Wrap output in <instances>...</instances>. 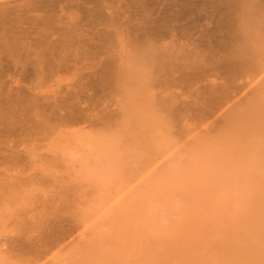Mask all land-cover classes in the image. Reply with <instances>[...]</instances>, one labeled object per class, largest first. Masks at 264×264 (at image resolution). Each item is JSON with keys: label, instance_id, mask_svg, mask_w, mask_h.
I'll return each mask as SVG.
<instances>
[{"label": "rangeland", "instance_id": "1", "mask_svg": "<svg viewBox=\"0 0 264 264\" xmlns=\"http://www.w3.org/2000/svg\"><path fill=\"white\" fill-rule=\"evenodd\" d=\"M43 1L53 51L0 43V264H264V0Z\"/></svg>", "mask_w": 264, "mask_h": 264}, {"label": "bare ground", "instance_id": "2", "mask_svg": "<svg viewBox=\"0 0 264 264\" xmlns=\"http://www.w3.org/2000/svg\"><path fill=\"white\" fill-rule=\"evenodd\" d=\"M6 1V0H5ZM12 1V0H11ZM36 1H38L40 4H41V2L43 1H41V0H36ZM36 1H31V3H24L23 5H19V4H10L11 2H5V3H0V43L1 44H4V46H5V48L7 47V49L8 50H12V51H14L15 49L17 50V48L20 50V47L21 46H24L23 47V49H21L20 51H25L26 53H30V52H32L33 51V53L35 52V54H37L38 52L39 53H41V55H45V53H43L44 51H46V50H48V49H51L49 46L50 45H52L53 43H54V41H51V44H50V40H47V37H49V35L48 34H50V33H48L49 32V30H48V26H51L52 25V27H54L53 26V24H56L57 25V21H56V23L54 22L55 21V18L52 20V18H53V14H51V9H48V7L47 8H45L44 10H45V14H43V16H40V17H36V18H32V17H29L30 15H28V12L30 11V10H32L34 7V5H35V7H37L36 5H38V4H35V2ZM41 1V2H40ZM95 1V0H94ZM106 1V0H105ZM115 1H117V0H115ZM150 1V0H149ZM152 1H155V0H152ZM158 1V0H157ZM163 1H165V0H163ZM169 1V0H168ZM168 1H166V2H168ZM207 1V0H206ZM240 1V0H239ZM253 1V0H252ZM256 1V0H255ZM24 2H26V1H24ZM29 2V1H28ZM44 2V1H43ZM42 2V3H43ZM45 2H46V4L49 2V0H45ZM138 2V1H137ZM156 2V1H155ZM154 2V3H155ZM165 2V3H166ZM173 2V1H172ZM194 2V1H193ZM209 2H211V1H209ZM222 2V1H221ZM226 2H227V0H226ZM234 2V1H233ZM13 3V2H12ZM109 3V2H108ZM161 3V2H160ZM190 3V2H189ZM230 3V2H229ZM235 3V2H234ZM239 3V2H238ZM95 4H97L96 2H95ZM110 4V3H109ZM123 4H126V3H123ZM147 4H148V1H147ZM146 4V5H147ZM158 4V3H157ZM168 4V3H167ZM176 4V3H175ZM186 4H188L187 2L186 3H184V5H186ZM210 4H212V3H210ZM231 4V3H230ZM256 4H258V3H256ZM8 5H12V7H7ZM17 5V6H16ZM45 5V4H44ZM106 5V4H105ZM120 5V4H119ZM122 5V4H121ZM150 5V4H149ZM163 5H165V4H163ZM178 5V4H177ZM182 5V4H181ZM180 5V6H181ZM188 5H190V4H188ZM232 5V4H231ZM39 6V5H38ZM41 6V5H40ZM43 6V5H42ZM129 6V5H128ZM148 6V5H147ZM167 6V5H166ZM170 6H172V5H170ZM207 6V5H206ZM33 7V8H32ZM93 7V6H92ZM107 7V6H106ZM122 7H123V5H122ZM143 7V6H142ZM174 7H176L175 5H174ZM201 7V6H200ZM228 7H230V5L228 6ZM234 7H237V4L234 6ZM234 7H232V8H234ZM39 7H37V9H38ZM50 8H51V6H50ZM105 8V7H104ZM124 8H126V6L124 7ZM134 8V7H133ZM161 8V7H160ZM190 8H191V6H190ZM207 8V7H206ZM35 9V8H34ZM40 9H42V8H40ZM47 9H48V11H47ZM189 9V8H188ZM204 9V8H203ZM91 10V9H90ZM109 10V9H108ZM116 10H118V9H116ZM115 10V11H116ZM134 10V9H133ZM152 10V9H151ZM185 10V9H184ZM190 10V9H189ZM253 10V9H252ZM110 11V10H109ZM135 11L137 12V10L135 9ZM249 11V10H248ZM251 11V10H250ZM255 11V10H254ZM253 11V12H254ZM44 12V11H43ZM53 12V11H52ZM90 12V11H89ZM92 12V11H91ZM95 12L96 11H94L93 13L95 14ZM139 13V12H138ZM146 13V12H145ZM177 13V12H176ZM192 13V12H191ZM100 14V13H99ZM98 14V15H99ZM150 14V13H149ZM102 15V14H101ZM137 15V14H136ZM198 15V14H197ZM249 14H247L246 16H248ZM106 16V15H105ZM143 16V15H142ZM145 16H148V14L147 15H145ZM178 16V15H177ZM208 16V15H207ZM254 16V15H253ZM56 17V16H55ZM104 17V16H103ZM112 18H113V16H111ZM150 17V16H149ZM194 17H195V15H194ZM199 17V16H198ZM252 17V16H251ZM105 18V17H104ZM137 18V17H136ZM231 18V17H230ZM246 18V17H245ZM156 19V18H155ZM191 19H193V18H191ZM218 19H219V17H218ZM246 19H250V17L249 18H246ZM251 19H255V18H251ZM250 19V20H251ZM57 20V19H56ZM115 20H116V18H115ZM169 20V19H168ZM194 20V19H193ZM198 20V19H197ZM220 20V19H219ZM256 20V19H255ZM96 21V20H95ZM117 22L118 21H121V20H116ZM125 21H127V20H125ZM138 21V20H137ZM187 21H189L188 19H187ZM52 22H54L53 24H51L50 25V23H52ZM61 22V21H60ZM60 22L58 21V24H60ZM183 21H181V23H182ZM228 22V21H227ZM252 22V21H251ZM23 23H25V24H27L28 26H30L31 25V30H32V28H35V31L33 30V33L30 31V33L28 32V33H25L26 31H28V30H26V29H24V30H22V28H24V27H22V25L24 26L25 24H23ZM93 24H94V22H92ZM106 23V22H105ZM112 23V22H111ZM129 23H131V22H129ZM174 23H176L175 21H174ZM180 23V24H181ZM189 23H191V22H189ZM229 23V22H228ZM70 24V23H69ZM91 24V23H90ZM97 24V23H96ZM123 24V23H122ZM132 24V23H131ZM199 24V23H198ZM26 25V26H27ZM55 25V26H56ZM62 25H64V24H62ZM66 25V24H65ZM75 25H77V24H74V26ZM89 25V24H88ZM106 25H109L110 26V24H106ZM119 25V24H118ZM127 25V24H126ZM132 25H134V24H132ZM136 25V24H135ZM58 26V25H57ZM74 26H71V28H73ZM174 26V25H173ZM182 26V25H181ZM252 26V25H251ZM70 27V26H69ZM107 27V26H106ZM127 27V26H126ZM132 27V26H131ZM136 27V26H135ZM38 28V29H37ZM115 28V27H114ZM129 28V27H128ZM134 28V27H133ZM137 28V27H136ZM168 28V27H167ZM183 28V27H182ZM27 29H29V28H27ZM37 29V30H36ZM75 29V28H74ZM112 29V28H111ZM24 31V32H22V31ZM26 30V31H25ZM108 30H110L109 28L107 29V31ZM133 30H135V28L133 29ZM182 30V29H181ZM227 30H229V29H227ZM232 30V29H231ZM38 31V32H37ZM77 30H75V32H76ZM115 31H116V29H115ZM147 30H145V32H146ZM171 32L173 31H176V30H170ZM183 31V30H182ZM201 31V30H200ZM65 32V31H64ZM70 32V31H69ZM91 32V31H90ZM109 32V31H108ZM121 32V31H120ZM122 32H124L125 33V31H122ZM138 32H139V30H138ZM172 32V33H173ZM194 32H195V30H194ZM193 32V33H194ZM197 32H198V30H196V34H197ZM48 33V34H47ZM53 33V32H52ZM55 33V32H54ZM79 33V32H78ZM103 33V32H102ZM105 33V32H104ZM132 33V32H131ZM143 33V32H142ZM175 33V32H174ZM229 33V32H228ZM231 33V32H230ZM235 33V32H234ZM31 34V35H30ZM57 34V36H58V33H56ZM97 34V33H96ZM113 34H114V32H113ZM135 34V33H134ZM134 34H133V36H134ZM138 34V33H137ZM195 34V33H194ZM193 34V35H194ZM203 34H205V32L203 33ZM232 34V33H231ZM48 35V36H47ZM62 35V34H61ZM121 35V34H120ZM131 35V34H130ZM139 35V34H138ZM158 36H159V34H157ZM171 35V34H170ZM174 35V34H173ZM177 35V34H176ZM188 35V34H187ZM186 35V36H187ZM211 35V34H210ZM51 36V35H50ZM128 36V35H127ZM148 36V35H147ZM147 36H145V38L147 37ZM155 36V35H154ZM183 36H184V34H183ZM195 36V35H194ZM201 36V35H200ZM230 36V35H229ZM81 37V36H80ZM98 37V36H97ZM102 37V36H101ZM120 37V36H119ZM124 37V35L121 37L122 39H124L123 38ZM130 37V36H129ZM143 37V36H142ZM166 37V36H165ZM171 37V36H170ZM173 37V36H172ZM176 37V36H175ZM258 37V36H257ZM260 37V36H259ZM115 38H116V36H115ZM137 38V37H136ZM155 38V37H154ZM162 38H164V36H162ZM167 38H168V36H167ZM186 38L187 37H185V40H186ZM25 39H31V40H28L29 42L30 41H32V43H34V45L35 46H37V48H38V50H37V48L35 47V46H33V47H35V48H32L30 45H31V43H30V45H28V44H26L27 42V40L25 41ZM65 38H63V40H64ZM90 39V38H89ZM149 39H150V37H149ZM160 39V38H159ZM159 39H157V40H159ZM166 39V38H165ZM164 39V40H165ZM179 39H182L181 37L179 38ZM202 39V38H201ZM229 39V38H228ZM232 39V38H231ZM234 39V38H233ZM259 39H261V38H259ZM62 40V41H63ZM75 40V39H74ZM116 41H118V39L116 38L115 39ZM141 40H143V39H141ZM147 40V39H146ZM155 40V39H154ZM153 40V41H154ZM156 40V41H157ZM168 40V39H167ZM170 40H172V39H170ZM196 40V39H195ZM205 40V39H204ZM223 40V39H222ZM48 41V42H47ZM69 41H72V39L71 40H69ZM77 41V40H76ZM137 41V40H136ZM135 41V42H136ZM148 41V40H147ZM150 41V40H149ZM163 40L161 39L159 42H162ZM175 41V40H174ZM199 41V40H198ZM21 42L24 44H21ZM53 42V43H52ZM61 42V41H60ZM125 42V41H124ZM140 42V41H139ZM143 42V41H142ZM151 42V41H150ZM192 42H194V41H192ZM204 42V41H203ZM220 42H221V40H220ZM224 42H225V40H224ZM62 43V42H61ZM73 43V42H72ZM72 43H70V44H72ZM117 43V42H116ZM115 43V44H116ZM165 43V42H164ZM170 43V42H169ZM195 43V42H194ZM225 43H227V42H225ZM232 43V42H231ZM25 44H26V46H25ZM49 44V45H48ZM54 44H56V43H54ZM67 44V43H66ZM119 44V43H118ZM122 44V43H121ZM121 44H119V46H121ZM146 44V43H145ZM155 44H156V42H155ZM187 44H189V43H187ZM198 44H200V43H198ZM58 45V44H57ZM94 45V44H93ZM100 45H102V44H100ZM165 45V44H164ZM171 45V44H170ZM227 45V44H226ZM232 45H234V44H232ZM1 46V45H0ZM3 46V45H2ZM3 46V47H4ZM28 46V47H27ZM53 46V45H52ZM61 46V45H60ZM107 46V45H106ZM123 46V45H122ZM152 46H154V45H152ZM174 46V45H173ZM206 46H208V43H207V45H205V47ZM25 47H27V48H25ZM77 47H79V46H77ZM108 47V46H107ZM123 47H126L125 45L123 46ZM139 47H140V45H139ZM201 47H202V45H201ZM22 48V47H21ZM53 48H54V46L52 47V51H53ZM80 49H82V47H79ZM78 48V49H79ZM98 48V47H97ZM129 48V47H128ZM148 48V47H147ZM164 48V47H163ZM167 48V47H166ZM194 49L195 48H197L196 46L195 47H193ZM237 48V47H236ZM2 48H0V52L2 51L3 52V50L4 49H2ZM36 49V50H35ZM57 49V48H56ZM102 49V48H101ZM104 49V48H103ZM110 49V48H109ZM135 49H137V48H133L132 50H135ZM150 49V48H149ZM148 49V50H149ZM152 50H153V48H151ZM165 49V48H164ZM231 49V48H230ZM8 50L7 51H5V52H8ZM15 50V51H16ZM58 50V49H57ZM147 50V49H146ZM151 50V51H152ZM192 51H193V49H191ZM212 50V49H211ZM229 50V49H228ZM49 51V50H48ZM56 51V50H55ZM78 51V50H77ZM80 51V50H79ZM109 51V50H108ZM128 51L130 52L131 50H130V48L128 49ZM140 51H144V50H140ZM160 51H161V48H160ZM169 51V50H168ZM177 51H178V49H177ZM195 51V50H194ZM218 51V50H217ZM216 51V52H217ZM237 51H238V49H237ZM244 52H246L245 50H243ZM249 51V50H248ZM247 51V52H248ZM5 52L4 53H2V54H5ZM19 52V51H18ZM60 52V51H59ZM134 52V51H133ZM146 52V51H145ZM144 52V53H145ZM240 52H242V51H238V53H240ZM14 54H16L17 52H13ZM21 54H22V52H20ZM32 53V54H33ZM43 53V54H42ZM53 53H55V52H53ZM134 53H139V52H134ZM150 53V52H149ZM151 53H153V52H151ZM173 53H175V52H173ZM235 53V52H234ZM14 54H13V56H14ZM25 54V53H24ZM23 54V55H24ZM34 54V55H35ZM155 54V53H154ZM160 54H162L161 52H160ZM178 54V53H177ZM229 54H231L230 56H232V53H229ZM1 55V54H0ZM10 55V54H9ZM17 55V54H16ZM19 55V54H18ZM38 55V54H37ZM58 55V54H57ZM142 55V54H141ZM148 55V54H147ZM153 55V54H152ZM159 55V54H158ZM164 55H166V54H164ZM237 55V54H236ZM240 55L241 54H239V56L238 57H240ZM36 56V55H35ZM60 56V55H59ZM127 56V55H126ZM143 56H146V54L144 55L143 54ZM150 55H148L147 57H149ZM155 56V55H154ZM8 57V56H7ZM33 57V56H32ZM39 57V56H38ZM38 57H36L37 59H39V60H41L42 61V59H40V57L38 58ZM42 57V56H41ZM50 57V56H49ZM52 57H55L54 55L52 56ZM168 57H170V60H172L171 59V57H173V56H168ZM10 58V57H9ZM44 58V57H43ZM46 58V57H45ZM59 58V57H58ZM110 58V57H109ZM127 58V57H126ZM132 58H133V56H132ZM150 59L151 58H153L152 56L151 57H149ZM166 58V57H165ZM210 58H211V56H210ZM242 58V55H241V57L239 58L240 60H241V62H243L242 60L243 59H241ZM14 59V58H13ZM22 59V58H21ZM35 59V58H34ZM148 59V58H147ZM154 59H155V57H154ZM154 59H152V60H154ZM167 59V58H166ZM212 59V58H211ZM230 59V58H229ZM232 59H233V57H232ZM231 59V60H232ZM239 59H237V61H240ZM12 60V59H11ZM10 60V61H11ZM44 60V59H43ZM48 60V59H47ZM61 60V59H60ZM124 60V59H123ZM133 60H134V58H133ZM218 60H220V59H218ZM225 60H228V59H225ZM13 61H15V60H13ZM22 61V60H21ZM37 60H35V62H36ZM131 61V60H130ZM155 61H156V59H155ZM175 61V60H174ZM216 61V60H215ZM233 61H235V59H233L232 61H227V62H232L231 64L233 65ZM235 62L234 64H236V63H238V62ZM26 62V61H25ZM40 61H38V62H36V63H39ZM50 62H52L51 60H50ZM59 62V61H58ZM64 62V61H63ZM139 62H140V60H139ZM139 62H136V65H138L139 64ZM150 62V61H149ZM41 63V62H40ZM45 63V62H44ZM60 63V62H59ZM109 63V62H108ZM152 62H150L149 63V65H147V66H149L150 67V64H151ZM172 63H174V62H172ZM215 63H217V62H215ZM223 63H225V62H223ZM222 63V64H223ZM245 63V62H244ZM15 64V63H14ZM20 64V63H19ZM25 64V63H24ZM29 64V63H28ZM32 64V63H31ZM48 64H50V63H48ZM55 64V63H54ZM121 64V63H120ZM147 64V63H146ZM146 64H144V65H146ZM177 64H178V62H177ZM230 64V65H231ZM240 63H238V65H239ZM53 65V64H52ZM56 65V64H55ZM130 65V64H129ZM131 65H133V64H131ZM144 65H142V66H144ZM170 65H172V64H170ZM188 65V64H187ZM193 65H195L194 63H193ZM202 65V64H201ZM225 65H227V64H225ZM243 65H245V64H240V66L239 67H241V66H243ZM19 66V65H18ZM34 66V65H33ZM33 66H32V68H33ZM42 66H45V64H43ZM40 67V68H44V67ZM108 66H111V65H108ZM127 66V64L124 66V67H126ZM153 66V65H152ZM191 66V65H190ZM200 66V65H199ZM212 66V65H211ZM210 66V67H211ZM221 66V65H220ZM46 67V66H45ZM145 67V66H144ZM153 67H155V66H153ZM188 66H186V68H187ZM192 67H194V66H192ZM233 67H235V66H233ZM238 67V66H237ZM37 68V67H36ZM128 68H133V67H131V66H129ZM138 68V67H137ZM141 68V67H140ZM177 68H178V66H177ZM190 68V67H189ZM195 68H197V67H195ZM202 68V67H201ZM216 67H214V69H215ZM236 68V67H235ZM242 68H244V66L243 67H241V70H242ZM23 69V68H22ZM104 69V68H103ZM107 69V68H106ZM124 69V68H123ZM135 69V68H134ZM134 69H132V71L134 70ZM234 69V68H233ZM41 70V69H40ZM109 70H110V68H109ZM128 70V69H127ZM126 70V71H127ZM139 70H143V68L142 69H139ZM138 70V71H139ZM202 70V69H201ZM204 70V69H203ZM220 70V69H219ZM238 70V69H237ZM241 70H239V71H241ZM244 70V69H243ZM54 71V70H53ZM101 71H103V70H101ZM192 71V70H191ZM200 71V70H199ZM218 71V70H217ZM236 71V70H235ZM121 72V71H120ZM143 72V71H142ZM238 72V71H237ZM34 73V72H33ZM36 73V72H35ZM101 73V72H100ZM132 73V72H131ZM144 73V72H143ZM231 73V72H230ZM102 74V73H101ZM105 74H107V72L105 73ZM125 74H128V76L130 77L131 75H133V74H130L129 72L128 73H125ZM130 74V75H129ZM145 74V73H144ZM148 74V73H147ZM147 74H145V75H147ZM219 74V73H218ZM234 74V73H233ZM238 74H240V72L238 73ZM122 75V74H121ZM136 75H138L139 76V73H136ZM142 75L143 74H141V76H139V77H142ZM151 75V74H150ZM45 76V75H44ZM99 76H101V75H99ZM107 76V75H106ZM148 76V75H147ZM95 77V76H94ZM105 77V76H104ZM145 77V76H144ZM144 77H142V78H144ZM230 77H231V75H230ZM230 77H228V79L230 78ZM236 77V76H235ZM34 78V77H33ZM100 78V77H99ZM113 78V77H112ZM125 78V77H124ZM150 78V77H149ZM40 79H42V78H40ZM103 79V78H102ZM122 79V78H121ZM130 79V78H129ZM135 79H137L138 80V78H137V76H136V78ZM139 79H141V78H139ZM39 80V79H38ZM113 80V79H112ZM123 80V79H122ZM122 80H119L118 81V83H121V81ZM125 80V79H124ZM126 81H128V78L126 79ZM126 81L125 82H122V83H126ZM134 81V80H133ZM146 81V80H145ZM151 81H154V79H152ZM35 82H36V79H35ZM104 82V81H103ZM102 82V83H103ZM111 83V82H110ZM115 83V82H114ZM128 83V82H127ZM116 84V83H115ZM129 84V83H128ZM224 84V83H223ZM36 85V84H35ZM109 85V84H108ZM119 85V84H118ZM117 85V86H118ZM144 85V84H143ZM177 85V84H176ZM104 86V85H103ZM121 86V85H120ZM122 88H124L125 86H124V84H122ZM127 87H130L129 85H126ZM223 86V85H222ZM105 87V86H104ZM224 87V86H223ZM228 87V86H227ZM30 88H33V87H30ZM35 88V87H34ZM128 89V88H127ZM227 89V88H226ZM150 91H148V92H151L152 93V91H151V89H149ZM147 92V91H146ZM224 92V94H225V91H222V93ZM27 94V93H26ZM25 94V95H26ZM34 94V93H33ZM37 94V93H36ZM41 94V93H40ZM148 94V93H147ZM228 94H231V93H229L228 92ZM149 96H151L150 94H148ZM157 95V94H156ZM225 95H227V94H225ZM222 96V95H221ZM232 96V95H231ZM19 97V96H18ZM22 97V96H21ZM38 98H40V97H38ZM157 98H159V96L157 97ZM21 99H23V97L21 98ZM19 100V99H18ZM25 100V99H24ZM28 100V99H27ZM31 101H32V99H30ZM34 100V99H33ZM135 100V99H134ZM151 100V99H150ZM223 100V99H222ZM8 101V100H7ZM12 101V100H11ZM153 101V100H152ZM19 102V101H18ZM22 102V101H21ZM20 102V103H21ZM10 103V102H9ZM9 103H7V104H9ZM30 103V102H29ZM34 104L36 103V102H33ZM142 104H143V102H141ZM2 104V103H1ZM39 104V103H38ZM38 104H36V105H38ZM41 104L43 105V102H41ZM141 104V105H142ZM146 104H147V102H146ZM145 104V105H146ZM17 105V104H16ZM21 105V104H20ZM30 105V104H29ZM140 105V106H141ZM152 105V104H151ZM155 105V104H154ZM18 106V105H17ZM24 106V105H23ZM22 106V107H23ZM153 106V105H152ZM2 107H4V106H2L1 105V108ZM7 107V106H6ZM12 107V106H11ZM39 107V106H38ZM44 107V106H43ZM141 107H144V106H141ZM52 108H53V106H52ZM7 109V108H6ZM13 109V108H12ZM150 109V108H149ZM14 110V109H13ZM141 110V109H140ZM142 110H144V108L142 109ZM151 110V109H150ZM6 112V111H5ZM13 112V111H12ZM24 112H25V110H24ZM145 112V111H144ZM151 112H152V110H151ZM35 113V112H34ZM45 113V112H44ZM146 113V112H145ZM154 113V112H153ZM29 114L31 115L32 113H30L29 112ZM152 114V113H151ZM35 115V114H34ZM11 116V115H10ZM14 117V116H13ZM27 117V116H26ZM41 117H44V115L43 116H41ZM148 117V116H147ZM151 117H153V116H151ZM155 117V116H154ZM48 118V117H47ZM23 119V118H22ZM41 119H44V118H40L39 119V123H43L44 124V122H42L41 121ZM44 120H46V119H44ZM43 120V121H44ZM29 121V120H28ZM34 121V120H33ZM19 122V121H18ZM258 125V124H257ZM18 126V125H17ZM40 126H41V124H40ZM19 127V126H18ZM45 127H46V125H45ZM250 127V126H249ZM248 128V127H247ZM250 129V128H249ZM27 131V130H26ZM35 131V130H34ZM37 132V131H36ZM35 133V132H34ZM38 134V133H37ZM41 134V133H40ZM6 159H8V158H6ZM1 162H2V160H1ZM15 163V162H14ZM12 165V164H11ZM1 168V167H0ZM5 168V167H4ZM5 172H6V170H4ZM8 171V170H7ZM12 174V173H11ZM11 174H5V175H11ZM13 174H15V173H13ZM20 175V174H19ZM14 176V175H13ZM9 179V178H8ZM5 185V184H4ZM1 186V185H0ZM56 209H59V208H56ZM257 210L258 209H256V213L255 214H257ZM253 213V212H252ZM263 213H261V215H262ZM260 215V214H259ZM259 215H257V216H259ZM257 216L255 215V217L257 218ZM261 218L263 217V216H260ZM253 217H251L250 219H252ZM260 218V219H261ZM24 219H25V216H24ZM259 219V220H260ZM249 221V220H248ZM251 221H254V220H251ZM262 221H264V220H261L260 222L262 223ZM247 223V222H246ZM249 223V222H248ZM22 223H20V225H21ZM250 225V224H249ZM249 225H248V227H249ZM253 225V224H252ZM259 225V224H258ZM257 225V226H258ZM261 225V224H260ZM263 225V224H262ZM251 227V226H250ZM254 228H255V225H254ZM262 229H263V227H261ZM258 229V228H257ZM260 229V228H259ZM253 230H255V229H253ZM261 230V229H260ZM257 232V231H256ZM264 232V231H263ZM251 233H253V232H251ZM261 233V232H260ZM260 233H258V234H260ZM254 234V233H253ZM252 235V234H251ZM250 236V235H249ZM257 236V235H256ZM251 237L252 236H250L249 238L251 239ZM257 237H259V236H257ZM256 237V238H257ZM247 238V237H246ZM254 238V237H253ZM246 240V239H245ZM247 240H249V239H247ZM258 240H259V238H258ZM260 240H263V239H260ZM257 241V240H256ZM248 243V242H247ZM256 243V242H255ZM258 243V242H257ZM242 244V243H241ZM249 244L250 245H252L250 242H249ZM264 244V243H263ZM254 245V244H253ZM252 245V249H257L258 247H256L257 246V244H255L256 246L254 247ZM263 246V245H262ZM249 249H251V248H249ZM258 249H260V247L258 248ZM262 251H264V248H263V250H259V252H262ZM255 252V251H254ZM258 252V253H259ZM248 253V252H247ZM246 253V254H247ZM251 253V252H250ZM257 253V254H258ZM250 255V254H249ZM254 255V254H253ZM248 256V255H247ZM257 256H262V254H259V255H257ZM253 257V256H252ZM263 257V256H262ZM249 259V258H248ZM259 259V258H258ZM262 261V260H261ZM254 262V261H253ZM258 262H260V261H257V263ZM251 263V262H250ZM256 263V262H255ZM253 264V263H252Z\"/></svg>", "mask_w": 264, "mask_h": 264}]
</instances>
